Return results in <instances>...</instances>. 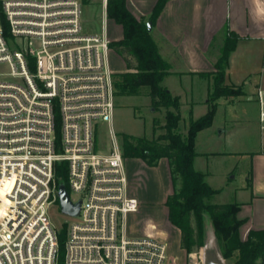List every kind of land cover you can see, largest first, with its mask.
Returning <instances> with one entry per match:
<instances>
[{"label":"built area","instance_id":"obj_1","mask_svg":"<svg viewBox=\"0 0 264 264\" xmlns=\"http://www.w3.org/2000/svg\"><path fill=\"white\" fill-rule=\"evenodd\" d=\"M109 1L0 0V69L10 70L0 73V264H59L49 211L61 209L56 167L63 162L70 199L81 202L76 221L65 224V264H168L166 243L129 234L140 204L114 129ZM95 3L103 31L85 34L83 5ZM255 99L264 131L263 88ZM104 124L106 149L97 146Z\"/></svg>","mask_w":264,"mask_h":264},{"label":"crops","instance_id":"obj_2","mask_svg":"<svg viewBox=\"0 0 264 264\" xmlns=\"http://www.w3.org/2000/svg\"><path fill=\"white\" fill-rule=\"evenodd\" d=\"M158 1L127 0V5L137 18L148 21ZM106 27L111 41L122 39V28L109 21L107 15ZM151 36L159 54L170 67L164 86L173 96L179 97L182 104L185 102L188 105L192 116L198 107L205 114L209 111L207 101L213 76L202 74L215 73L226 39L230 36L238 38L226 70V84L243 86L245 95L242 97L255 104L256 111L249 115L243 108L233 106L218 122V107L212 127L222 144L214 151L202 154L210 158L239 159L238 164H229L227 170L221 173L225 180L223 185L217 180V172L208 171L206 179L210 187L218 192L214 197H220L227 190L234 194L233 203L228 204L241 206L238 218L245 222L241 237L246 240L250 231L264 230V131L259 125L255 99L257 89H264V0H168L152 28ZM253 80L257 82L254 84ZM197 97L200 100H196ZM226 100L234 103L235 98ZM215 124L218 125L215 127ZM202 133L196 139L198 155V141ZM197 160L198 156L194 160V168L199 171ZM247 163L250 169L246 183L238 184L236 172L239 164L246 167ZM126 167L130 194L140 204L132 219L151 215L157 207H164L168 218L166 202L173 193L168 161L163 159L157 167L151 168L141 160L130 159L126 160ZM162 182L167 188L158 197L154 188ZM146 185L147 188L144 187ZM151 186L154 188L150 189ZM129 222L130 218L128 229ZM171 233L178 237L181 248L180 231L174 227ZM133 236L142 237L140 233Z\"/></svg>","mask_w":264,"mask_h":264},{"label":"trees","instance_id":"obj_3","mask_svg":"<svg viewBox=\"0 0 264 264\" xmlns=\"http://www.w3.org/2000/svg\"><path fill=\"white\" fill-rule=\"evenodd\" d=\"M168 0H159L148 21L137 18L128 8L127 0H110L107 7L109 21L120 26L122 39L111 42V50L119 55L127 72L115 74V95L139 96L142 89L148 90L151 105L155 110L165 109V124L154 122L152 139L137 138L121 134L122 150L126 160H141L148 167H157L161 160L169 163L173 193L168 197L169 222L181 233V248L187 254L203 247L202 230L210 218L215 239L222 257L232 264H262L264 256V230L250 231L247 239L241 237L245 224L238 218L239 204H212L218 194L207 182L206 175L196 171L194 160L198 156L196 139L199 133L213 126L219 101L244 96L243 86L226 84V70L231 53L236 49L238 38L226 39L222 55L216 64V72L202 74L212 77L207 105L209 111L197 120H191L186 134L181 133L182 103L164 86L170 75V67L159 54L157 45L148 30V23L154 26ZM130 56L132 61L128 58ZM158 129L162 134L156 135ZM56 184L65 186L68 193V165L59 163L56 167ZM66 227L58 233L59 264H65Z\"/></svg>","mask_w":264,"mask_h":264},{"label":"rangeland","instance_id":"obj_4","mask_svg":"<svg viewBox=\"0 0 264 264\" xmlns=\"http://www.w3.org/2000/svg\"><path fill=\"white\" fill-rule=\"evenodd\" d=\"M105 20L104 11L99 3L95 4H85L82 9V26L85 34L97 35L102 33L103 25ZM113 42V40L111 41ZM128 56V55H127ZM130 59L131 57L128 56ZM111 66L115 74L122 72H127L126 65L123 62L122 58L111 50ZM134 64L133 59H130ZM0 73L8 74L10 70L8 66H2ZM117 79V78H115ZM256 80H253L252 83H256ZM148 90L146 88L142 89V94L139 96H123L116 97V109L114 115V129L118 134V137L121 140V134L129 135L137 138H148L152 139L154 137L153 126L154 122L158 121L159 126L165 124V109L155 110L151 105L150 97L147 95ZM252 93V91H251ZM200 100L199 97L195 98ZM233 106L238 107V109L243 108L245 112L249 115H253L256 111L255 104H252L248 101L246 97L235 98L234 103L228 102L226 99L219 101V115L217 117L218 122H220L228 110H232ZM227 110V112H226ZM182 121L180 124V131L183 134H186L188 127L192 118L198 119L205 115L203 109L200 107L194 112L193 116L190 114L188 105L183 102L181 108ZM60 119L58 116V125L60 129ZM218 124H215V127ZM110 127L109 125H102L98 127L97 131V146L102 149L108 148L110 145ZM163 131L158 129L156 135L162 134ZM224 139H222L223 141ZM220 142V141H219ZM217 135L214 134L213 127L203 131L200 135L198 141V160L196 168L199 171H202L205 175L208 171H214L218 173L217 180L220 182V185L224 184V178L221 176V173L227 170L229 164L236 165L239 162V159L233 158H210L209 155H204L202 152L210 153L214 151L216 147L220 146L222 143H219ZM233 144V137L232 143ZM243 167L244 165L239 164V168L236 173H238V184H245L246 178L249 175V166ZM232 178V176H230ZM147 188V185L144 186ZM154 187L151 186L150 189ZM164 182L160 186L154 188L157 190L158 197L166 190ZM74 197V195H73ZM234 194L229 190L225 191L220 197H213L211 199L212 204H228L233 203ZM49 217L52 224L56 229L61 230L65 224L74 223L76 220L62 213L60 207L53 206L49 211ZM129 229L130 235L132 237L134 233H140L142 237L140 238H151L164 242L168 246V264H232L230 261L225 260L222 257V254L219 250L218 244L215 239V233L213 229L212 222L210 218L204 223L202 230L204 246L196 249L191 254H185V252L180 248L178 237H174L173 233L174 227L169 222L166 217V209L164 207H157L155 212L151 215H147L142 218H133L132 215L129 216ZM132 219V223H131ZM163 238V239H161ZM172 253V254H171ZM172 257V258H171Z\"/></svg>","mask_w":264,"mask_h":264},{"label":"water","instance_id":"obj_5","mask_svg":"<svg viewBox=\"0 0 264 264\" xmlns=\"http://www.w3.org/2000/svg\"><path fill=\"white\" fill-rule=\"evenodd\" d=\"M148 30L151 32L153 25L151 22L148 23ZM59 199L61 205V211L63 214L70 217H78L81 209V202L74 204L69 196V193L66 190L65 186L59 187Z\"/></svg>","mask_w":264,"mask_h":264}]
</instances>
